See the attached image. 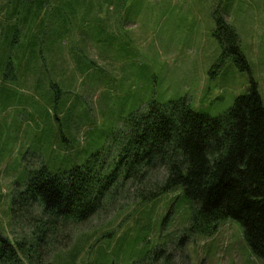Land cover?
<instances>
[{
  "label": "rangeland",
  "instance_id": "1",
  "mask_svg": "<svg viewBox=\"0 0 264 264\" xmlns=\"http://www.w3.org/2000/svg\"><path fill=\"white\" fill-rule=\"evenodd\" d=\"M217 13L232 30L221 35L235 40H219ZM253 80L264 105V0H0L4 232L14 239L29 228L12 224L11 206L31 168L59 173L84 163L153 100L185 98L217 116ZM174 195L144 202L118 191L44 264H151L160 244L178 249L189 223L184 204L170 213ZM183 252L177 262L264 264L232 217L190 237Z\"/></svg>",
  "mask_w": 264,
  "mask_h": 264
},
{
  "label": "trees",
  "instance_id": "2",
  "mask_svg": "<svg viewBox=\"0 0 264 264\" xmlns=\"http://www.w3.org/2000/svg\"><path fill=\"white\" fill-rule=\"evenodd\" d=\"M217 20L218 39L235 40L221 35L224 26L232 30L219 13ZM234 51L248 65L238 46ZM28 173L26 185L14 191L11 211L12 224L29 228L12 239L0 224V264L46 263L69 244L77 224L126 189L144 202L174 193L170 213L176 205L190 210L178 249L160 244L149 256L151 264H185L176 260L185 242L213 233L227 217L241 222L253 251L264 259V105L255 80L217 116L194 110L185 98L153 100L84 163L59 173L40 165Z\"/></svg>",
  "mask_w": 264,
  "mask_h": 264
}]
</instances>
